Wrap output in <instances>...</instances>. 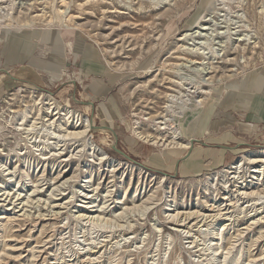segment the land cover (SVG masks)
Listing matches in <instances>:
<instances>
[{
  "label": "rangeland",
  "instance_id": "obj_1",
  "mask_svg": "<svg viewBox=\"0 0 264 264\" xmlns=\"http://www.w3.org/2000/svg\"><path fill=\"white\" fill-rule=\"evenodd\" d=\"M49 30L58 78L5 64ZM263 66L264 0H0V264H264V138L217 115Z\"/></svg>",
  "mask_w": 264,
  "mask_h": 264
},
{
  "label": "crops",
  "instance_id": "obj_2",
  "mask_svg": "<svg viewBox=\"0 0 264 264\" xmlns=\"http://www.w3.org/2000/svg\"><path fill=\"white\" fill-rule=\"evenodd\" d=\"M51 32L52 30L43 32L44 40L50 44H54L51 45V49L47 48L46 45L48 44L45 42H36L32 41V39L26 40L25 38H21L19 40L16 38L17 36H14V34H9V36L5 38V46L7 47V50H5L7 51L5 64L9 66L13 63H25V65H23L25 66L24 68H27L25 71H30L32 73L35 71H43L41 70L42 65L54 66L51 62L59 65L60 63L54 60L55 57L52 52L60 50L61 47H63V41H60L57 37L52 35H46V33ZM96 67L99 66H96L94 63H89V65H86V70L88 72H92L94 69H97ZM24 73L25 72L23 70L21 74ZM33 76H35V74H33ZM242 82H244V86L240 85ZM240 84L237 90L239 94H236V92L232 93L230 98H228L224 103H219L220 107L217 110V115L221 117L219 121H224V127L227 129L229 127L228 121L226 120H234L233 123L231 122L229 124L233 129L231 133L226 130L221 136H219V139L223 141L222 139L231 135L233 139L240 142V144H249L243 142V138L240 137L241 132H244V137L248 140H260L264 138V66L257 70L254 68L251 72L247 73L242 78ZM224 106L226 109H231L232 112H224ZM214 113H216V111ZM211 116L215 117L214 114H211L210 118ZM219 121L211 122L209 130L212 134L219 129ZM247 125H249V127H247ZM191 148L192 145L190 148L184 149L189 150ZM217 151H220V149H217ZM189 154L187 156H189ZM186 164L187 163L185 162L184 166Z\"/></svg>",
  "mask_w": 264,
  "mask_h": 264
},
{
  "label": "bare ground",
  "instance_id": "obj_3",
  "mask_svg": "<svg viewBox=\"0 0 264 264\" xmlns=\"http://www.w3.org/2000/svg\"><path fill=\"white\" fill-rule=\"evenodd\" d=\"M68 18H69V20H70V19H71V16L68 17ZM57 20H58V19H57ZM61 20H62V18H61ZM54 22H55V20H54ZM61 23H62V22H61ZM64 24H65V23H64ZM58 26H61V25H58ZM63 26H64V25H63ZM66 27H67V26H66ZM47 28H49V27H47ZM203 29H204V27H203ZM205 29H206V28H205ZM62 31H63V30H62ZM65 32H66V31H65ZM63 33H64V32H63ZM68 35H70V34H68ZM71 36H72V35H71ZM64 37H66V36H64ZM69 40H70V39H69ZM69 40H68V41H69ZM183 40H184V39H183ZM73 42H75V41L73 40ZM64 44H65V43H64ZM65 47H66V46H65ZM68 49H69V48H68ZM187 60H188V59H187ZM190 62H191V61H190ZM192 62H193V61H192ZM195 62H196V61H195ZM33 63H34V62H33ZM192 64H193V63H192ZM39 65H40V64H39ZM41 70H43L44 72H47L46 74H47L49 77H51V76L54 77V76H55V78H58V77H57V74L54 73V72H57V71H58L57 67H56V68L53 67V68L50 69V68H47L45 65H42V66H41ZM9 76H10V75H9ZM10 78H11V77H10ZM51 80H52V79H51ZM5 81H6V80H5ZM0 83H1V82H0ZM0 86H1V84H0ZM232 88H234V87H232ZM227 92H228V91H227ZM228 96H230V95L228 94ZM198 101H199V100H198ZM50 104H53V102H51ZM51 107H52V106H51ZM58 108H59V107H57V106H55V105L52 107L53 110H54V109L57 110ZM53 110L50 111V115H55V114H57L58 112H60V109H58V111H57L56 113L53 114ZM45 112H46V115H48L49 110L46 109ZM61 114H62V113H61ZM63 116H64V115H63ZM13 117H14V116H13ZM70 118H71V117H70ZM67 119H68V118H67ZM60 120H61V119H60ZM68 121H69V120H68ZM87 124H88V123H87ZM85 125H86V124H85ZM85 127H86V126H85ZM87 127H88V126H87ZM87 127H86V128H87ZM89 128H90V127H89ZM85 130H87V129H84V131H85ZM80 132H81V131H79L78 133L81 134ZM67 133H68V132H67ZM74 134H75V133H74ZM74 134H73V135H74ZM82 134H83V133H82ZM76 135H78L77 132H76ZM147 136H148V135H147ZM147 136H144V137H147ZM148 137H150V135H149ZM176 138H177V137H176ZM63 139H64V138H63ZM175 143H176V142H175ZM180 144H181V143H180ZM180 144H178V146H180ZM173 145H174V144H173ZM173 145H172V146H173ZM185 146H187V145H185ZM183 148H185V147H183ZM247 157H250V159H248V161H249L250 164H254V163H258V164H259L260 162H263V160H264V159H263V160H262V159H259V158H257L256 155H251V154H249ZM244 159H245V158H244ZM242 161H243V160H242ZM248 161H247V162H248ZM241 163H242V162H241ZM239 164H240V163H239ZM244 164H245V163H244ZM235 166H236V165H235ZM241 166H242V165H241ZM236 167H237V166H236ZM229 169H230V168H229ZM237 169H238V168H237ZM235 170H236V169H235ZM236 171H237V170H236ZM254 171L258 172L257 170H254ZM234 172H235V171H234ZM229 173H230V172H229ZM14 203H15V202H14Z\"/></svg>",
  "mask_w": 264,
  "mask_h": 264
}]
</instances>
